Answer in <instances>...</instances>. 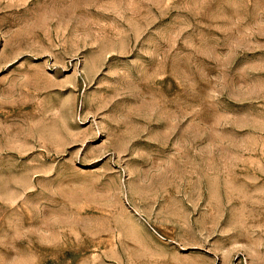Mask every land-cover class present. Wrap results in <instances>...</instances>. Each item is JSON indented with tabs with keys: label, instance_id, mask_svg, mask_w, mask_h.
<instances>
[{
	"label": "rangeland",
	"instance_id": "374dc122",
	"mask_svg": "<svg viewBox=\"0 0 264 264\" xmlns=\"http://www.w3.org/2000/svg\"><path fill=\"white\" fill-rule=\"evenodd\" d=\"M0 264H264V0H0Z\"/></svg>",
	"mask_w": 264,
	"mask_h": 264
}]
</instances>
